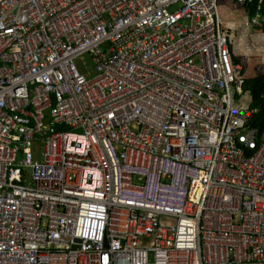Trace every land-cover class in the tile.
Listing matches in <instances>:
<instances>
[{
	"label": "built area",
	"instance_id": "2783aa9c",
	"mask_svg": "<svg viewBox=\"0 0 264 264\" xmlns=\"http://www.w3.org/2000/svg\"><path fill=\"white\" fill-rule=\"evenodd\" d=\"M228 1L0 0V264H264Z\"/></svg>",
	"mask_w": 264,
	"mask_h": 264
},
{
	"label": "crops",
	"instance_id": "0c3cea01",
	"mask_svg": "<svg viewBox=\"0 0 264 264\" xmlns=\"http://www.w3.org/2000/svg\"><path fill=\"white\" fill-rule=\"evenodd\" d=\"M225 4L233 5L228 0H222ZM244 10L233 8L232 6V20H228L226 22H235L239 23L244 18ZM237 32H234V62L238 64L242 68V74L246 77V79L255 78L258 76L264 75V60H261L259 57V53H257L255 48H260L259 52L264 53V40H260L258 38V32L256 29H251L247 31H241L238 27L236 28ZM259 61L258 63L256 62ZM242 61V64H240ZM251 99V95L249 92H245Z\"/></svg>",
	"mask_w": 264,
	"mask_h": 264
},
{
	"label": "trees",
	"instance_id": "16d2710c",
	"mask_svg": "<svg viewBox=\"0 0 264 264\" xmlns=\"http://www.w3.org/2000/svg\"><path fill=\"white\" fill-rule=\"evenodd\" d=\"M250 15H253L254 6L250 5ZM252 97L250 126L257 129L259 138L264 136V75L247 79L243 87Z\"/></svg>",
	"mask_w": 264,
	"mask_h": 264
},
{
	"label": "rangeland",
	"instance_id": "374dc122",
	"mask_svg": "<svg viewBox=\"0 0 264 264\" xmlns=\"http://www.w3.org/2000/svg\"><path fill=\"white\" fill-rule=\"evenodd\" d=\"M218 12H219V16L221 18V20L223 22H226L228 20H232V16H231V12H232V6L229 4H225L224 1L219 0L218 2ZM256 62L258 63L259 61L256 60ZM241 65H243V67L245 68L244 64H242V61L240 62ZM245 97H247V102L251 101V98L248 95H245ZM133 182L136 184H139L140 181H138L137 178H135L133 180Z\"/></svg>",
	"mask_w": 264,
	"mask_h": 264
}]
</instances>
